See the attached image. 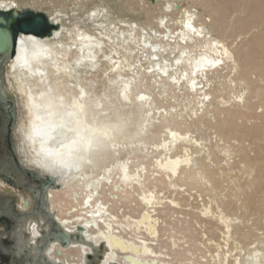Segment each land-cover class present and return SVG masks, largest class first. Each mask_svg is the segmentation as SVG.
Returning <instances> with one entry per match:
<instances>
[{
	"label": "bare ground",
	"instance_id": "bare-ground-1",
	"mask_svg": "<svg viewBox=\"0 0 264 264\" xmlns=\"http://www.w3.org/2000/svg\"><path fill=\"white\" fill-rule=\"evenodd\" d=\"M223 1L0 0L2 11L31 9L59 22L50 35L28 34L49 52L32 59L28 45V64L8 59L2 77L16 110L17 159L55 179L48 213L74 237L66 247L44 240L45 202L0 176V212L10 213V198L29 213L13 218L9 235L0 227L7 260L264 264V30L248 36L264 15L246 22L250 2L225 12ZM81 88L89 103L103 98L123 130L92 165L54 176L34 163L41 137L28 139L36 115L28 102L42 93L67 101ZM1 150L0 140L5 170L12 163Z\"/></svg>",
	"mask_w": 264,
	"mask_h": 264
},
{
	"label": "snow or ice",
	"instance_id": "snow-or-ice-1",
	"mask_svg": "<svg viewBox=\"0 0 264 264\" xmlns=\"http://www.w3.org/2000/svg\"><path fill=\"white\" fill-rule=\"evenodd\" d=\"M92 15L96 13L93 12ZM49 22L59 27V22L53 17H49ZM186 27L193 33H197L191 22ZM0 38H3L5 43L7 42V33L2 28H0ZM13 39L19 43L20 55L17 56V64L20 66H25L29 62L28 45L36 49L32 53V59L49 52V49L45 48L34 36L17 33ZM176 62L180 63L179 60ZM88 96L89 94L81 88L78 95L67 101L65 97H56L51 93L48 95L42 93L39 102L29 99V111L35 110V121L40 122L39 126L35 121L33 122L28 135V139L33 144L37 136L41 137L39 150L33 148L36 155L34 163L54 176H64L73 170L79 172L83 166L92 165L100 149L114 145L123 130L122 122L114 120L104 110L103 98L89 103ZM140 99L144 97L141 96ZM125 179L128 177L125 176Z\"/></svg>",
	"mask_w": 264,
	"mask_h": 264
},
{
	"label": "water",
	"instance_id": "water-1",
	"mask_svg": "<svg viewBox=\"0 0 264 264\" xmlns=\"http://www.w3.org/2000/svg\"><path fill=\"white\" fill-rule=\"evenodd\" d=\"M153 1V0H149ZM56 27L55 24L49 22L48 16L40 11H32L31 9H23L21 11L10 10L2 11L0 10V28L7 33V42L5 43L3 38H0V140H1V152L4 154V158L12 163L7 167V169H0V176L4 181L10 182L13 186H19L23 190L28 191L34 197L35 204L40 206L42 200L45 202V194L49 187L57 186L55 179L51 176L40 177L35 171H31L23 167L16 155L14 138L12 129L16 120V110L12 98L6 93L4 89V81L2 73L4 71V64L8 62V59L13 60L16 58L20 52L18 41H14L13 37L17 33H26L34 34L42 37L43 35H50L53 31V28ZM8 161V162H9ZM12 177H19V184L16 183V180ZM23 178V180L21 179ZM24 178L27 180L24 181ZM22 180V181H21ZM35 183L33 187L30 183ZM5 202H10V213L9 212H0V225L3 227V233L9 235V224L13 223L17 217H27L28 212L21 213L16 211L13 206L12 199H5ZM47 214V218L51 225L48 233H44L42 238L46 241L55 239L59 241L64 247L68 246L70 242L74 239L73 235L66 232L62 227L54 221L51 215L48 213L47 204L45 202L44 207H41ZM1 211V210H0ZM36 211V208L32 209V213ZM80 228V227H78ZM2 232V231H0ZM1 235V233H0ZM77 237H81L80 233L77 234ZM10 238L5 241L9 245V249L12 251V242L10 243ZM1 240V239H0ZM43 240V241H44ZM81 240V239H80ZM42 241V242H43ZM42 242L40 241L37 244L39 248L40 255L43 251ZM6 244V245H7ZM6 252L0 245V255L6 257ZM18 255L19 253H15ZM3 264H15L13 261L1 259ZM87 262H91V258L87 259ZM37 264H41L40 261ZM47 264H58L54 261H47Z\"/></svg>",
	"mask_w": 264,
	"mask_h": 264
},
{
	"label": "rangeland",
	"instance_id": "rangeland-1",
	"mask_svg": "<svg viewBox=\"0 0 264 264\" xmlns=\"http://www.w3.org/2000/svg\"><path fill=\"white\" fill-rule=\"evenodd\" d=\"M221 1V0H220ZM241 1V0H240ZM239 1V2H240ZM249 3V13H248V16H249V19H246L245 18V21L246 22H249L252 21V20H257L259 19L262 15H264V9L262 10V7H261V3L262 1L264 2V0H247ZM224 4H222V6L224 7L223 10L225 9V12H231L232 10H236V9H243V8H238L237 7V4H238V0H225L223 1ZM242 2L244 3V0H242ZM220 8V6L217 7V9ZM236 8V9H235ZM236 13V12H235ZM246 13V12H245ZM214 14H212L213 16ZM236 16H242L243 18L245 17V14L244 13H241V12H238L236 14H234ZM241 19V18H240ZM249 20V21H248ZM240 22H237L234 24V29L235 30H238V29H242V26L241 24H239ZM221 27L224 28V25L223 24H220ZM263 31L264 30V23H262L259 28H257L255 31H252L248 36L250 38V36L256 34L257 32L259 31ZM250 49V46L247 47V48H243L244 52L245 50H248ZM1 229H3V227L0 225Z\"/></svg>",
	"mask_w": 264,
	"mask_h": 264
}]
</instances>
